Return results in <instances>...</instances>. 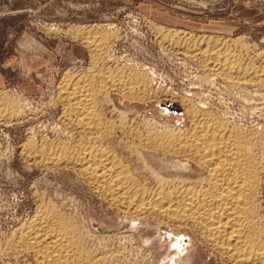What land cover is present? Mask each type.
Wrapping results in <instances>:
<instances>
[{
    "label": "rangeland",
    "instance_id": "rangeland-1",
    "mask_svg": "<svg viewBox=\"0 0 264 264\" xmlns=\"http://www.w3.org/2000/svg\"><path fill=\"white\" fill-rule=\"evenodd\" d=\"M94 33L108 37L102 51L94 40L90 44L82 38ZM208 37L224 42L245 60L253 56L251 64L260 66L255 54L264 52V0H0V92L23 111V120L0 126V244L33 213L35 200L45 197L78 223L84 246L104 254L106 264H230L189 226L124 213L108 205L75 169L30 164L20 155L27 139H34L35 145L45 136L68 140L72 133V140L78 139L77 133L67 135L69 130L63 128L59 84L66 74L88 73L99 57L96 67L146 71L150 78L148 88L141 85L137 91L142 97L148 94L142 100L123 98L110 86L107 93L97 94V112L112 121L113 128L111 136L102 138V147L113 148L141 181L151 185L145 171L149 158L154 166L156 159L169 158L149 151L129 153L127 127L185 129L188 118L182 102L212 111L230 126L262 134L258 149L264 215V83L230 86L176 42ZM204 78L209 83L204 85ZM165 104L177 113L165 109ZM4 255L1 264H33L25 255Z\"/></svg>",
    "mask_w": 264,
    "mask_h": 264
},
{
    "label": "bare ground",
    "instance_id": "bare-ground-1",
    "mask_svg": "<svg viewBox=\"0 0 264 264\" xmlns=\"http://www.w3.org/2000/svg\"><path fill=\"white\" fill-rule=\"evenodd\" d=\"M97 35L94 33L82 38L88 43L94 40V46L101 47L99 50L102 51L105 45L102 47L101 44L104 40L108 42V37ZM180 39L176 42L190 49L189 52L197 57L196 60L208 66L230 86L264 83V52L255 54L262 64L254 66L250 61L253 56L246 61L217 38ZM96 58L102 59L95 57L96 61ZM95 60L94 67L89 68L85 75H64L59 84L60 92L57 91L60 93L58 100L63 107L60 108L63 128L69 130L66 134H70V131L77 133L78 139L72 140V133L67 136L71 138L68 140H60V137L59 140H48L46 136L42 137L40 145H35L32 138L29 141L27 139L22 144L25 147L20 151L21 157L30 164L41 163L75 169L108 205L124 213L134 216L149 215L165 224L189 226L215 254L230 264H264V215L260 202L263 183L258 149L260 143H263L262 134L241 131L224 123L212 111L198 110L181 101L183 113L188 118L185 129L166 127L155 130L147 124V127L143 125L142 130V127L129 130L127 127L125 136L130 138V144L126 146L129 153L137 155L142 154L141 151H149L169 158L168 161L166 158L156 159L155 166L149 158V164L145 166V171L150 176L148 178L152 180L149 185L131 171L121 156L112 151L113 148L110 150L107 145L108 149L102 147V138L111 134L110 129L113 128L112 121L109 123L110 120H105L97 112L96 101L97 94L108 86L123 95V98L145 99L148 94L142 97L137 91L141 85L148 88V73L96 67ZM204 81L208 82V79L201 82L204 84ZM101 99L106 102L103 97ZM164 108L177 113L172 106L165 104ZM14 119L23 120L22 109L0 92V126L8 127ZM77 136L74 134V137ZM44 198L38 197L35 200L36 208L33 213L12 230L3 245L0 244V264L3 263L4 254L28 256L33 264H106L104 254L84 246L78 223L70 215L59 211L48 198Z\"/></svg>",
    "mask_w": 264,
    "mask_h": 264
}]
</instances>
